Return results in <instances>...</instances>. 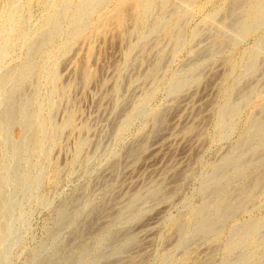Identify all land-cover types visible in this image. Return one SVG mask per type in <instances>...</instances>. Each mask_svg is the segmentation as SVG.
<instances>
[{"label": "rangeland", "instance_id": "rangeland-1", "mask_svg": "<svg viewBox=\"0 0 264 264\" xmlns=\"http://www.w3.org/2000/svg\"><path fill=\"white\" fill-rule=\"evenodd\" d=\"M120 10L126 41L113 26ZM263 21L264 0H0V115L10 95H24L28 113L52 128L38 152L16 142L29 140L22 122L0 132V264L261 262L264 186L218 235L186 231L185 246L177 231L224 154L240 149L243 160L223 170L231 188L262 165L264 128L245 139L250 121L264 120ZM133 192L145 197L138 212L111 217ZM250 220L259 231L235 245L232 230Z\"/></svg>", "mask_w": 264, "mask_h": 264}, {"label": "bare ground", "instance_id": "bare-ground-1", "mask_svg": "<svg viewBox=\"0 0 264 264\" xmlns=\"http://www.w3.org/2000/svg\"><path fill=\"white\" fill-rule=\"evenodd\" d=\"M68 3V2H67ZM65 4V3H64ZM143 4V3H142ZM150 5V4H149ZM162 5V4H161ZM163 6V5H162ZM145 7V6H144ZM144 7L142 9H144ZM148 7V6H146ZM145 7V8H146ZM159 8V7H158ZM116 10V9H115ZM146 10V9H145ZM160 10V9H159ZM66 11V10H65ZM57 12V11H56ZM135 13V12H133ZM16 14V13H15ZM3 15V14H2ZM77 15V14H76ZM126 15L124 13L123 10H120V12L117 13L115 19H114V23H113V26H115L118 31L120 32L119 34H121V39H123V41H126V37H127V34L124 32L125 29H122V24H123V19L125 18ZM137 16V15H136ZM139 16V15H138ZM135 15L133 16V19H134ZM242 17V16H241ZM138 18V17H137ZM55 19V18H54ZM135 21V20H134ZM264 22V21H263ZM109 27V26H108ZM19 28V27H18ZM75 29V28H74ZM135 32V31H134ZM16 33V32H15ZM48 33V32H47ZM46 33V35H47ZM53 33V32H52ZM126 34V36H123V34ZM1 34V32H0ZM20 35V34H19ZM58 35V34H57ZM135 35V34H134ZM6 36V35H5ZM40 37V36H39ZM47 37V36H46ZM50 37V36H49ZM58 37V36H57ZM140 37V36H139ZM41 38V37H40ZM12 39H13V36H12ZM15 39V38H14ZM51 39V38H50ZM6 41V40H5ZM128 47L130 48V46L127 45V49ZM213 47V46H212ZM260 47V46H259ZM1 49V47H0ZM126 49V51H127ZM180 49V48H179ZM129 50V49H128ZM29 52V51H28ZM30 54V53H29ZM254 62V61H253ZM252 62V63H253ZM164 63V62H163ZM46 65V64H45ZM28 66V65H27ZM23 67L21 69H19L18 72L20 73H25L26 70H28V67ZM161 66V65H160ZM164 66V65H163ZM21 67V66H20ZM40 67V66H39ZM156 68V67H155ZM196 68V67H195ZM162 69V68H161ZM49 71V70H48ZM155 71V70H154ZM248 71V69L246 70ZM239 72V71H238ZM4 75V74H3ZM14 75V74H13ZM28 74H26L27 76ZM55 75V74H54ZM243 75V74H242ZM18 77H21L20 75H17ZM86 76V75H85ZM91 76V75H90ZM89 76V77H90ZM54 77V76H53ZM15 78V77H14ZM152 78V77H151ZM90 79V78H89ZM253 79V78H252ZM10 80H12L10 77H6L5 80H3V82L5 84H7L8 82H11ZM16 80V79H15ZM3 83V84H4ZM12 83V82H11ZM26 83V82H25ZM1 84V82H0ZM37 85V84H36ZM38 86V85H37ZM71 86V85H70ZM254 86V85H252ZM5 87V86H4ZM12 87V86H11ZM14 87V85H13ZM36 87V86H35ZM58 87V86H57ZM3 88V87H2ZM247 88V87H246ZM4 89V88H3ZM11 90V88H10ZM15 90V89H14ZM20 90V89H19ZM152 90V89H151ZM155 90V89H154ZM171 90V89H170ZM2 91V90H0ZM5 91V90H4ZM27 91V90H26ZM60 91V90H59ZM62 91V90H61ZM244 91V90H243ZM6 92V91H5ZM9 92V90L7 91ZM246 92V90H245ZM12 93V92H10ZM30 93V92H28ZM39 93V92H38ZM242 93V92H241ZM244 93V92H243ZM252 93V92H251ZM254 93V91H253ZM13 94V93H12ZM65 94V93H64ZM15 95V94H14ZM22 95V94H21ZM20 95V96H21ZM149 95V94H148ZM11 98L9 99V101L7 102V107L5 109V111L3 110V113L0 115V132H3L5 129V127L7 126H10L12 125V123H16L19 121L23 123L24 125V132H28L29 133V140L25 141L24 139V136L23 134L20 133V135L18 136V140L16 142H18L19 144L21 143H24V145L26 146V144H31L30 148L33 152H38V151H41L43 150V142L44 141H48L46 140L47 136H48V129L50 130L51 128V123L48 122V124L46 122H41L39 121L38 119H35L30 113H28V105H31V97H27V96H22L20 99L16 96H12L10 95ZM9 96V97H10ZM19 96V95H18ZM19 96V97H20ZM66 96V95H65ZM240 96V95H239ZM6 97V96H5ZM35 97V96H34ZM64 97V96H63ZM244 95L242 94L240 97H238V99L240 98H243ZM246 97V96H245ZM2 98V97H1ZM8 98V97H7ZM5 98V99H7ZM31 98V99H30ZM62 98V97H61ZM233 98V97H232ZM63 99V98H62ZM70 99V98H69ZM244 99V98H243ZM2 100V99H0ZM2 101H5V100H2ZM33 101V100H32ZM37 101V100H36ZM233 101V100H232ZM235 101V100H234ZM239 101V100H238ZM49 102V101H48ZM67 103V102H66ZM144 103V102H143ZM232 102H230L228 105H226L224 107V109L221 110V115H220V120H219V125L220 127L224 128L225 127V124H229L228 122H226L225 120H229L227 118H230L234 115L235 113V109H234V106L236 105L234 102V104L232 103L233 106H231ZM6 104V103H5ZM39 104V103H38ZM42 103H40V106H41ZM49 104V103H47ZM64 104V103H63ZM238 104V103H237ZM139 105V104H138ZM141 107V106H140ZM58 108V107H57ZM237 109V108H236ZM30 111V110H29ZM32 111V110H31ZM48 111V109H47ZM56 111V110H55ZM1 113V112H0ZM41 113V112H40ZM54 113V112H53ZM264 113V112H263ZM71 115V114H70ZM219 115V114H218ZM260 115V114H259ZM264 115V114H263ZM253 116V115H252ZM257 116V115H256ZM66 117V116H65ZM236 117V116H235ZM43 118V117H42ZM219 118V117H218ZM254 118V117H253ZM69 119V118H68ZM234 119V118H232ZM231 120V119H230ZM229 120V121H230ZM254 121H250L251 124H249L250 126H248V132H247V135H246V139L245 141L247 140H251L253 139L256 135H260V133H262L263 131V128H264V120L262 119V116L258 117L257 118H254L253 119ZM68 122H71V124L73 125V115L70 116V120H66ZM226 122V123H225ZM70 124V123H69ZM70 124V125H71ZM226 124V125H227ZM60 125V124H59ZM55 126V125H54ZM61 126V125H60ZM56 127V126H55ZM59 127V126H58ZM22 128V127H21ZM76 128V127H75ZM52 129V128H51ZM81 129V128H80ZM74 130V128H73ZM189 130V129H188ZM247 131V130H246ZM23 132V130H22ZM17 133V132H16ZM50 134V133H49ZM1 135V133H0ZM3 135V134H2ZM1 135V137H2ZM50 136V135H49ZM263 136V135H262ZM46 137V138H45ZM219 137V136H218ZM242 139V138H241ZM58 140V139H57ZM2 142V141H1ZM54 142V141H53ZM83 142V141H81ZM260 142V141H259ZM258 142V143H259ZM8 143V142H7ZM1 144V143H0ZM246 144V143H245ZM5 145L7 146V144L5 143ZM240 145V144H239ZM251 145V144H250ZM9 146L11 147V149H14L15 146H16V143L14 141H10L9 142ZM22 146V145H21ZM78 146V145H77ZM81 146V145H80ZM83 146V145H82ZM238 146V145H237ZM20 147V146H19ZM241 147H243L241 145ZM4 148V146H3ZM6 148V147H5ZM7 148H9L7 146ZM231 148V147H230ZM19 149V148H18ZM29 149V147H28ZM46 149V148H45ZM236 149V148H235ZM254 149V148H253ZM257 149V148H256ZM255 149V150H256ZM15 150V149H14ZM30 150V151H31ZM240 149H237V151H230L226 154L223 155L222 159H220L219 163H217L216 166H214V170L212 172V174L206 179V183H205V187L203 189V191H205V197L204 199L202 200L201 203H199V205L197 204L196 208L194 210V213L193 215L191 216L192 219L188 220L187 222V227L186 228H180L177 232V238L178 240L185 246H186V242L188 241V237L185 238L184 237V234L186 231H189L191 232V234L194 236V237H197V238H201V239H204V238H207L208 236H211V235H215L217 233H219V229L221 226H223V222L225 219L228 218V216H231V214L233 212H235V210L237 211V209H240L242 207H245V206H249L250 203H252L256 197V193L264 186V147L261 146V149L260 150H256L255 154V158H257L261 163L262 165L260 166V169L252 176V177H249L248 174L247 176L249 177V180L251 178V180L247 182V184L245 185H242L240 184V186L238 187H234V188H231L229 187V184L226 183V182H221L222 181V178L221 176L223 175V170L225 167H228V166H233V167H236V169L242 165V156H241V153L239 151ZM17 151H21L22 150H17ZM26 151V150H25ZM24 151V152H25ZM242 151V150H241ZM251 151V150H250ZM3 152V150H2ZM13 152V150H12ZM252 152V151H251ZM32 153V152H30ZM29 153V154H30ZM41 153V152H40ZM254 153V152H253ZM9 155V153L6 152V155ZM254 154V155H255ZM2 155V154H1ZM14 155V154H13ZM17 155H20V152L19 154ZM36 155V154H35ZM38 155V154H37ZM253 155V154H252ZM23 158V157H22ZM46 158V157H45ZM1 159V158H0ZM38 160V159H37ZM249 160V158H248ZM253 160V159H252ZM255 160V159H254ZM28 161V160H27ZM2 162V161H1ZM2 163H5V162H2ZM1 163V164H2ZM258 163V162H257ZM215 165V164H213ZM246 165V163H245ZM249 166V165H248ZM6 167V166H5ZM5 167H3V169H5ZM242 167V166H241ZM230 168V167H229ZM2 169V170H3ZM54 169V168H53ZM7 169H5L6 171ZM9 170V169H8ZM12 170V169H11ZM248 170V168H247ZM10 171V170H9ZM225 171V170H224ZM244 171V170H243ZM249 171V170H248ZM254 171V169H253ZM256 171V169H255ZM7 172V171H6ZM5 172V173H6ZM249 173V172H248ZM246 174V173H245ZM9 175V174H8ZM236 175V174H235ZM242 175V174H240ZM250 175V174H249ZM11 176V174H10ZM208 176V175H207ZM228 176V175H227ZM239 176V175H238ZM246 176V175H245ZM246 176V177H247ZM243 177V176H242ZM9 179V178H8ZM7 179V181H8ZM15 179V178H14ZM35 179V178H34ZM37 180V179H36ZM3 181V180H1ZM11 182V181H10ZM9 182V183H10ZM2 183V182H0ZM36 183V182H35ZM233 183V182H232ZM236 183V182H235ZM245 183V182H244ZM8 184V183H7ZM239 185V184H238ZM237 186V185H236ZM2 188V187H1ZM155 189H150L148 191V194L147 195H151V194H156ZM139 193V192H138ZM162 193V192H161ZM0 194H2L0 192ZM133 195L128 199L126 200L125 203H123L122 206H119V208L117 210H115L116 212L111 215V217L115 216V217H120L122 213H125V212H128V213H135L136 211L138 212L137 210V206L139 205L138 203L140 201H142V196L141 194H137L135 192L132 193ZM227 194H230V197L229 198H226V195ZM131 195V194H130ZM158 196V195H157ZM129 197V196H128ZM151 197V196H150ZM259 197V196H258ZM145 198V197H144ZM143 198V199H144ZM78 200V199H77ZM145 200V199H144ZM148 200V199H147ZM258 201V200H257ZM2 202V201H1ZM4 202V201H3ZM65 202V201H64ZM106 202V201H105ZM118 202V201H117ZM91 203V202H90ZM111 203V202H110ZM102 204V203H101ZM255 204V202H254ZM76 205V204H75ZM97 205V204H96ZM141 205V204H140ZM139 205V206H140ZM259 205V204H258ZM107 206V205H106ZM111 206V205H110ZM138 206V207H139ZM100 207V206H99ZM12 208V207H11ZM110 208V207H109ZM141 208V207H140ZM251 208V207H250ZM13 209V208H12ZM66 209V208H65ZM103 209V208H102ZM106 209V208H105ZM139 209V208H138ZM58 210V209H57ZM109 210H114V209H109ZM18 211V210H17ZM94 211V210H93ZM99 211V210H98ZM141 211V210H140ZM58 212V211H56ZM61 212V211H60ZM97 212V211H96ZM107 212V211H106ZM111 212V211H109ZM136 212V213H137ZM193 212V211H192ZM6 213V212H5ZM8 213V212H7ZM70 214V213H69ZM110 214V213H109ZM58 215V213H57ZM135 215V214H134ZM12 216V215H11ZM21 216V215H20ZM19 216V217H20ZM105 216V215H104ZM136 216V215H135ZM71 217V216H70ZM110 217V216H109ZM132 217V215H131ZM232 217V216H231ZM97 218V217H96ZM252 219V218H251ZM92 220V219H91ZM94 220V219H93ZM108 220V219H107ZM117 220H120V219H117ZM170 221L172 219H169ZM63 221V220H62ZM90 222V221H89ZM92 222V221H91ZM91 222L89 224H91ZM107 222V221H106ZM172 222V221H171ZM175 222V221H174ZM177 222V221H176ZM175 222V223H176ZM69 223V222H68ZM184 223V222H183ZM262 223V222H261ZM74 224V223H73ZM78 224V223H77ZM223 224V225H222ZM75 225V224H74ZM177 225V224H176ZM73 226V225H72ZM99 226V225H98ZM110 226V225H109ZM10 227V226H9ZM61 227V226H60ZM106 227V226H105ZM105 227L104 226H101L98 228V233L100 234H103L105 232ZM258 227H259V223H253L250 222L248 224H244V225H241V226H238L236 228H234V237H233V241H234V244L236 245V243H240L242 241H246V238L247 237H250L252 235L250 234H257V231L258 230ZM4 228V227H3ZM2 228V229H3ZM58 228V227H57ZM110 228V227H109ZM179 228V227H178ZM7 229V228H5ZM65 229V228H64ZM93 229V228H92ZM95 229V228H94ZM93 229V230H94ZM10 230V229H9ZM63 230V229H62ZM86 230V229H85ZM6 231V230H5ZM90 232V231H88ZM95 232V231H94ZM93 232V233H94ZM96 232V233H97ZM107 232V231H106ZM115 232V231H114ZM188 232V233H189ZM6 233V232H5ZM4 233V234H5ZM92 233V234H93ZM91 234V235H92ZM1 235V234H0ZM3 235V234H2ZM80 235V234H79ZM85 235V234H83ZM89 235V233H88ZM218 235V234H217ZM249 235V236H248ZM192 236V237H193ZM261 236V235H260ZM79 237V236H78ZM218 237V236H217ZM2 238V236H1ZM0 238V239H1ZM11 238V237H10ZM77 238V237H76ZM75 238V239H76ZM132 237L130 236H127L124 241L126 242L127 240L131 239ZM191 238V237H190ZM215 239V237H213ZM52 239V238H51ZM90 239V238H89ZM98 239V238H97ZM93 240V239H92ZM107 240V239H106ZM190 240V239H189ZM194 240V239H193ZM252 240V239H251ZM201 241V240H200ZM262 241V240H261ZM85 242V241H84ZM179 244V242H177ZM195 243V242H194ZM232 243V242H231ZM71 244V243H70ZM77 244V243H75ZM181 244V245H182ZM81 245V244H80ZM87 245V244H86ZM182 245V246H183ZM232 245V244H231ZM238 245V244H237ZM255 245V244H254ZM73 246V245H72ZM71 246V247H72ZM75 246V245H74ZM192 246V245H191ZM240 246V244L238 245ZM77 247H81V246H78ZM89 247V246H88ZM189 247V246H188ZM231 247V246H230ZM70 248V246H69ZM68 248V249H69ZM74 250L76 247H73ZM182 248V247H181ZM232 248H233V245H232ZM66 249V248H64ZM87 248H85V246H82V249L80 252H83V250H85ZM231 249V248H230ZM234 249V248H233ZM38 250V249H37ZM191 250V249H190ZM232 250V249H231ZM76 251V250H75ZM74 251V253H75ZM173 251V250H172ZM244 251V250H243ZM72 253V252H71ZM79 253V252H78ZM173 253V252H172ZM211 253V252H210ZM76 254V253H75ZM88 254V253H87ZM184 254V253H183ZM196 254V253H195ZM194 254V255H195ZM232 254V253H231ZM169 255V254H168ZM186 255V254H185ZM184 255V256H185ZM234 255V254H232ZM32 256V255H31ZM63 256V255H62ZM71 256V255H70ZM173 256V254H172ZM40 256H38L39 258ZM169 257V256H168ZM166 257V258H168ZM171 257V256H170ZM169 257V258H170ZM65 258H66V255H65ZM35 259V258H34ZM51 259V258H50ZM56 259V258H55ZM54 259V260H55ZM176 259V258H175ZM185 259V258H184ZM226 259V257H225ZM251 259V258H249ZM248 260V259H247ZM57 261V260H56ZM63 261V260H62ZM170 261V260H168ZM182 261V260H181ZM243 261V260H242ZM241 261V262H242ZM172 262V261H171ZM204 262V261H203ZM246 261H244V264H245ZM259 262V261H258ZM68 263V262H67ZM148 263V262H147ZM260 264H264V259L259 262ZM258 263V264H259ZM170 264H173V263H170ZM174 264H180L179 260H176L174 262ZM257 264V263H256Z\"/></svg>", "mask_w": 264, "mask_h": 264}]
</instances>
